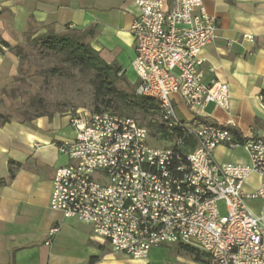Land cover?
Masks as SVG:
<instances>
[{"label": "built area", "instance_id": "built-area-1", "mask_svg": "<svg viewBox=\"0 0 264 264\" xmlns=\"http://www.w3.org/2000/svg\"><path fill=\"white\" fill-rule=\"evenodd\" d=\"M132 1L138 10L129 29L135 95L153 99L167 130L182 137L156 148L133 118L70 116L74 138L56 144L70 162L54 172L49 208L89 226L113 253L132 260L182 244L202 253V264H264V228L246 204L258 200L264 211V183L243 191L249 177L264 175V136L236 139L232 127L200 114L208 103L223 110L230 105L228 85L205 83L200 70L202 50L217 38L216 19L202 0ZM175 95L187 111L183 119ZM185 138L195 146L182 155ZM218 147L242 148L249 164H217ZM59 231L54 224L45 245Z\"/></svg>", "mask_w": 264, "mask_h": 264}, {"label": "crops", "instance_id": "crops-1", "mask_svg": "<svg viewBox=\"0 0 264 264\" xmlns=\"http://www.w3.org/2000/svg\"><path fill=\"white\" fill-rule=\"evenodd\" d=\"M202 1L207 14L216 19L217 38L202 50L200 70L205 83L217 79L228 85L230 105L223 110L208 103L200 114L241 135L264 136V0ZM137 16L132 0H0V39L13 48L28 32L37 36L47 31L61 33L66 27H94L93 48L107 63H118L124 75V67L132 71L134 43L129 29ZM0 48L2 90L16 76L17 59ZM133 79L137 86L134 73ZM174 104L185 118L187 111L177 95ZM63 118L67 133L59 130ZM70 128L69 116H42L30 124L0 120V264H164L163 255L165 262L172 259L170 264L204 263L203 254L198 260L191 255L194 262L183 258L189 253L169 245L153 249L146 260H132L113 253L89 226L64 219L49 208L54 172L70 162L56 144L74 138ZM213 157L220 165L249 164L242 148L218 147ZM262 183L264 175H252L244 182L243 191H255ZM246 204L264 228L261 203L248 200ZM56 223L60 231L45 245L48 231ZM90 259L95 260L90 263Z\"/></svg>", "mask_w": 264, "mask_h": 264}, {"label": "trees", "instance_id": "trees-1", "mask_svg": "<svg viewBox=\"0 0 264 264\" xmlns=\"http://www.w3.org/2000/svg\"><path fill=\"white\" fill-rule=\"evenodd\" d=\"M94 27H89L84 30H76L65 28L61 33L47 31L44 34L33 37L34 33L26 34V43L33 48H40L46 55L56 56L59 61L71 68L78 69L81 72L91 74L90 85L93 89V100L96 106L94 112L102 113L105 109H113L119 116L133 118L140 116L144 126L151 137L157 138V141L167 145L172 140L182 137V132L179 130L169 132L161 121L157 103L150 98L135 95L134 90L128 92L122 91L118 88V83L125 80V76L121 73V67L118 63H107L98 51H96L88 40L95 37ZM0 46L15 53L16 56L22 54L23 46L21 44L10 47L4 40L0 39ZM1 52V48H0ZM44 74H54V69H46ZM120 74V76H118ZM0 94H6L5 89L0 90ZM264 101V91L261 93ZM29 109H34L36 114L33 116L28 110L15 109L17 115L23 123L30 124L35 118L45 116V113L39 109L40 102L36 100L29 101ZM124 111H131V115H125ZM125 115V116H123ZM2 123L9 119L4 118L0 114ZM230 132L236 139L240 138V132L234 128H229ZM186 147L180 149V153L185 155L188 149L195 146L193 139L185 138ZM12 165V163H11ZM13 175L10 170V177ZM182 251L194 255L199 258L202 253L187 245H177ZM95 259H90L92 263ZM198 260V259H197Z\"/></svg>", "mask_w": 264, "mask_h": 264}, {"label": "rangeland", "instance_id": "rangeland-1", "mask_svg": "<svg viewBox=\"0 0 264 264\" xmlns=\"http://www.w3.org/2000/svg\"><path fill=\"white\" fill-rule=\"evenodd\" d=\"M35 36L36 34L33 37ZM87 42L94 47L92 40ZM21 45L23 46L22 54L19 57L15 55L17 59L16 76L6 84L4 88L6 94H0V113L4 118L20 120L15 109L28 110L30 100L39 101L40 105L38 107L47 117H70L82 111L94 112L96 107L101 109L100 106L95 105L93 100V89L90 85L91 74L81 72L61 63L56 56L46 55L39 47L33 48L29 46L26 43V37L22 40ZM51 68L54 69V74H44L46 69ZM123 70L125 80L118 83V88L125 92L134 90L132 71L127 67H124ZM29 111L33 116L36 114L33 108L29 109ZM103 111L118 115L113 109H105ZM122 113L131 115V111ZM178 114L180 117L183 116L182 112H178ZM133 119L139 124H144V121L138 115L134 116ZM59 122L61 124L59 130L67 133L69 131L67 121L63 118ZM150 143L156 148L166 146L162 142L157 141L155 137H151ZM222 206L223 203H220L221 209ZM72 224L75 226L79 225L76 222H72ZM175 247L178 246L175 244L168 246V248ZM179 250L182 251L181 249ZM162 258V263H171L170 260L172 259H168L169 261L167 260V262L169 263H167L164 255ZM183 258L194 261V257L191 254H185ZM196 259H200V257ZM151 264H154V262Z\"/></svg>", "mask_w": 264, "mask_h": 264}]
</instances>
